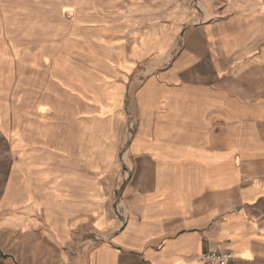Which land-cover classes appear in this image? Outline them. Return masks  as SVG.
<instances>
[{
	"label": "crops",
	"instance_id": "1",
	"mask_svg": "<svg viewBox=\"0 0 264 264\" xmlns=\"http://www.w3.org/2000/svg\"><path fill=\"white\" fill-rule=\"evenodd\" d=\"M199 5L205 21L153 34L149 73L104 94L123 109L94 126L86 172L40 209L0 206V264H197L212 249L264 264V0Z\"/></svg>",
	"mask_w": 264,
	"mask_h": 264
},
{
	"label": "rangeland",
	"instance_id": "2",
	"mask_svg": "<svg viewBox=\"0 0 264 264\" xmlns=\"http://www.w3.org/2000/svg\"><path fill=\"white\" fill-rule=\"evenodd\" d=\"M199 2L0 0V206L40 209L61 195L65 176L86 172L79 162L94 126L123 109L104 94L149 73L153 34L170 44L186 24L205 21ZM212 2L220 12L225 0ZM135 125L128 114L120 159ZM115 207L122 213L118 199Z\"/></svg>",
	"mask_w": 264,
	"mask_h": 264
},
{
	"label": "built area",
	"instance_id": "3",
	"mask_svg": "<svg viewBox=\"0 0 264 264\" xmlns=\"http://www.w3.org/2000/svg\"><path fill=\"white\" fill-rule=\"evenodd\" d=\"M133 122H130L127 129V135L132 136ZM99 238V237H97ZM234 254L231 250L227 249H212L202 252L198 259L197 264H229L233 259Z\"/></svg>",
	"mask_w": 264,
	"mask_h": 264
}]
</instances>
